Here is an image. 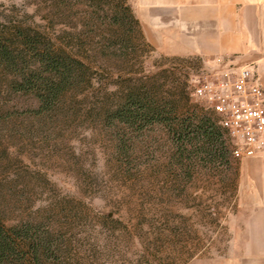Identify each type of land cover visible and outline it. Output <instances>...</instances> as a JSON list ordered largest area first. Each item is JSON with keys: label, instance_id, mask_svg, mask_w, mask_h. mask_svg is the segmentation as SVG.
I'll use <instances>...</instances> for the list:
<instances>
[{"label": "rangeland", "instance_id": "rangeland-1", "mask_svg": "<svg viewBox=\"0 0 264 264\" xmlns=\"http://www.w3.org/2000/svg\"><path fill=\"white\" fill-rule=\"evenodd\" d=\"M21 28L81 63L86 77L52 113L3 87L5 226L39 228L55 251L41 264H186L207 244L195 235L214 213L217 186L249 160L232 157L218 118L194 96L203 77L233 66L162 52L129 0H0V32ZM254 77L264 88V74ZM131 94L168 106L173 127L110 122ZM201 120L218 138L193 139L200 149L183 154L174 130Z\"/></svg>", "mask_w": 264, "mask_h": 264}, {"label": "crops", "instance_id": "crops-1", "mask_svg": "<svg viewBox=\"0 0 264 264\" xmlns=\"http://www.w3.org/2000/svg\"><path fill=\"white\" fill-rule=\"evenodd\" d=\"M136 20L173 57L264 74V0H129ZM231 184L217 186L207 244L186 264H264V154L245 161ZM250 165H256L254 167ZM200 240V239H198Z\"/></svg>", "mask_w": 264, "mask_h": 264}, {"label": "trees", "instance_id": "trees-1", "mask_svg": "<svg viewBox=\"0 0 264 264\" xmlns=\"http://www.w3.org/2000/svg\"><path fill=\"white\" fill-rule=\"evenodd\" d=\"M81 63L63 51L44 42L41 35L29 29H17L14 34L0 32V96L5 91L34 98L39 113H52L67 92L85 81ZM168 106L156 103L145 95L131 94L119 111L109 113L110 122H121L140 131L149 124L162 123L171 128L174 122L166 118ZM182 121L175 136L184 153L194 154L200 148L193 139L211 146L218 138L201 120L198 126ZM189 146L194 150L189 151ZM54 257V244L43 238L32 225L7 227L0 216V264H41L44 257Z\"/></svg>", "mask_w": 264, "mask_h": 264}, {"label": "built area", "instance_id": "built-area-1", "mask_svg": "<svg viewBox=\"0 0 264 264\" xmlns=\"http://www.w3.org/2000/svg\"><path fill=\"white\" fill-rule=\"evenodd\" d=\"M194 96L207 103L232 141L235 160L264 154V88L249 68L215 74L197 82Z\"/></svg>", "mask_w": 264, "mask_h": 264}]
</instances>
